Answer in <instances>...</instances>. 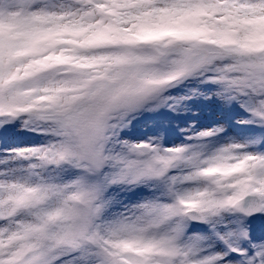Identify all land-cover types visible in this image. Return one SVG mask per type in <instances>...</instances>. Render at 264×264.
<instances>
[{
	"label": "snow or ice",
	"instance_id": "1",
	"mask_svg": "<svg viewBox=\"0 0 264 264\" xmlns=\"http://www.w3.org/2000/svg\"><path fill=\"white\" fill-rule=\"evenodd\" d=\"M0 264H264V0H0Z\"/></svg>",
	"mask_w": 264,
	"mask_h": 264
}]
</instances>
